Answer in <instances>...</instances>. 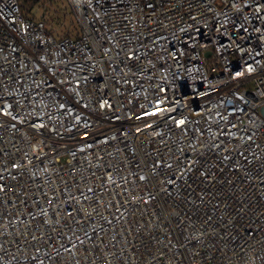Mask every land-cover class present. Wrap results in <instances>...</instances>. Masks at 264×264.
<instances>
[{"label":"built area","instance_id":"1","mask_svg":"<svg viewBox=\"0 0 264 264\" xmlns=\"http://www.w3.org/2000/svg\"><path fill=\"white\" fill-rule=\"evenodd\" d=\"M65 2L0 0V264H264V0Z\"/></svg>","mask_w":264,"mask_h":264},{"label":"rangeland","instance_id":"2","mask_svg":"<svg viewBox=\"0 0 264 264\" xmlns=\"http://www.w3.org/2000/svg\"><path fill=\"white\" fill-rule=\"evenodd\" d=\"M33 12L38 18L45 16L49 24L54 27L60 35L75 32L77 24L71 14L72 9L65 0H57L55 1V5L48 3L47 5L35 7Z\"/></svg>","mask_w":264,"mask_h":264},{"label":"trees","instance_id":"3","mask_svg":"<svg viewBox=\"0 0 264 264\" xmlns=\"http://www.w3.org/2000/svg\"><path fill=\"white\" fill-rule=\"evenodd\" d=\"M21 1V5H22V9H23V12L25 14H32L33 13V9L35 7H38V6H43V5H46L47 1L46 0H20ZM51 5H55V1H51L50 2ZM72 16H73V13H71ZM35 15V14H34ZM74 18V17H73ZM65 19V18H64ZM77 25L75 27V31L77 30ZM71 33V32H69ZM73 33V32H72Z\"/></svg>","mask_w":264,"mask_h":264}]
</instances>
